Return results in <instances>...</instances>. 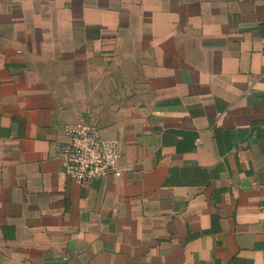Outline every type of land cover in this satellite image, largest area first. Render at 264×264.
Returning <instances> with one entry per match:
<instances>
[{"label":"crops","instance_id":"crops-1","mask_svg":"<svg viewBox=\"0 0 264 264\" xmlns=\"http://www.w3.org/2000/svg\"><path fill=\"white\" fill-rule=\"evenodd\" d=\"M0 264H264V0H0Z\"/></svg>","mask_w":264,"mask_h":264},{"label":"built area","instance_id":"built-area-1","mask_svg":"<svg viewBox=\"0 0 264 264\" xmlns=\"http://www.w3.org/2000/svg\"><path fill=\"white\" fill-rule=\"evenodd\" d=\"M59 151L63 171L77 183L111 177L121 157L116 139L102 136L96 127L69 129Z\"/></svg>","mask_w":264,"mask_h":264}]
</instances>
